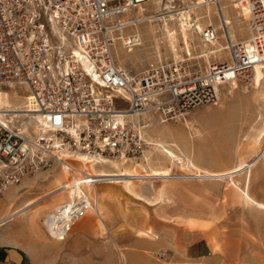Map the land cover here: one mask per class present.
<instances>
[{"label":"rangeland","instance_id":"obj_1","mask_svg":"<svg viewBox=\"0 0 264 264\" xmlns=\"http://www.w3.org/2000/svg\"><path fill=\"white\" fill-rule=\"evenodd\" d=\"M207 1L210 0H153L146 3L140 10L142 22L137 25L138 29L135 26L127 29L128 33L139 32L143 43L131 51L118 43L115 47L118 63L138 72L161 61L189 56L187 50L204 70L213 61L230 60L229 50L225 49V30L232 40L248 37L249 18L237 17L238 9L245 5L241 0H219L225 8L219 7L217 12L220 4L208 5ZM149 17L155 20L150 22ZM177 17L182 19L179 21ZM211 25L218 27L217 42L224 46V50L207 57L208 51H212L211 45L202 41L198 28ZM257 76L255 87L240 82L221 86L219 104L194 109L184 115L186 118L182 116L164 123L157 116L144 119L151 124L146 129V157L140 160L142 167H173L157 146L149 144L157 141H176L185 156H190L198 167L211 171H224L240 162H250L264 150V140L260 145L255 143L264 127V70H258ZM230 87L232 93H229ZM2 89L0 92L9 94V103L1 106L27 105L24 87ZM14 122L34 123L28 118ZM109 167L110 163H107L98 168L119 170L116 166ZM64 170L54 166L36 173L27 177L33 182L21 188L15 198L0 197L3 201L0 211L4 209L2 217L24 202L54 190L58 181L66 184L76 178L77 174L66 175ZM137 170L143 171L141 168ZM172 171L194 174L186 166L176 164ZM234 178L244 187L246 173ZM122 184H98L90 191L85 188L92 206L98 199L99 212L88 209L64 238L61 237L63 232L51 236L43 227V221L51 218L59 206L55 197L40 201L27 214L29 222L27 216H15L13 221L0 226V251L5 254L11 248L6 241L13 239L19 246L28 248L32 257L31 261L24 255L21 264H42L39 258L43 250L48 258L47 264H84L80 261L84 256L85 264H264V210L247 203L231 177L188 176L181 180H154L157 191L166 190V195L159 200L149 184L136 182V187L148 196L147 200L134 196ZM249 190L264 203V157L253 169ZM41 209L46 210L45 216L35 218L37 210ZM73 233L82 234V238L79 240L78 236L71 242ZM145 235L151 239H142ZM120 248L131 250L122 252ZM55 252L63 255V259L56 263ZM66 252H72L69 261L64 260ZM3 253L0 264H16L8 261Z\"/></svg>","mask_w":264,"mask_h":264},{"label":"built area","instance_id":"obj_2","mask_svg":"<svg viewBox=\"0 0 264 264\" xmlns=\"http://www.w3.org/2000/svg\"><path fill=\"white\" fill-rule=\"evenodd\" d=\"M149 1L0 0V89L24 87L26 112L40 117L37 127L0 120V197L54 166L93 186L187 177L144 171L95 178L81 165L140 161L151 124L144 119L157 116L164 123L217 104L220 87L230 80L253 86L256 65L264 62V0H241L249 35L232 40L225 30L230 60L204 70L187 50L189 56L134 72L118 63L115 47L131 51L142 44V35L127 29L142 22L140 10ZM201 38L218 41V27H205ZM89 206L88 198L63 203L69 222L58 233L65 236Z\"/></svg>","mask_w":264,"mask_h":264},{"label":"bare ground","instance_id":"obj_3","mask_svg":"<svg viewBox=\"0 0 264 264\" xmlns=\"http://www.w3.org/2000/svg\"><path fill=\"white\" fill-rule=\"evenodd\" d=\"M150 1H153V0H150ZM218 1L219 0H210V1H207V4L208 5H211L212 3H216L217 4V3H219ZM236 4H232V6H234ZM216 7H217V5H216ZM219 7L225 8L224 6H222L220 4V6L217 7V12H219V10H218ZM163 16L164 15H162L161 17H163ZM170 16H174V15L173 14H170ZM237 17L238 18H242L243 20L247 19V17H248V10H247V7L246 6H240V8L237 11ZM178 18H179V21H180V19H182L181 17H177L176 19H178ZM148 19H150V22L153 21V20H155V18H152V17H149ZM135 27H137V26H135ZM137 29H138V27H137ZM198 30L201 32L203 30V27L202 26H199ZM207 44H209V43H207ZM212 44H210L211 45L210 48H211L212 51H208V54H206L207 57L210 56L209 54L216 53L218 51L224 50V46L218 44L217 41H215ZM207 46L209 47V45H207ZM225 49H227V47ZM202 56H205V55L203 54ZM260 69H263L264 70V62L258 63L256 65V70H255V83L253 85L254 87L256 85V77H258L257 76V72H258V70L260 71ZM257 80H258V78H257ZM227 84H230L231 86H233V85H236L237 82L235 80H230V81H227L226 84H224L223 86H226ZM231 89H233V88L230 87L229 93H232L231 92ZM1 90H4V89H0V91ZM220 91H221V88H220ZM14 93L16 94L17 92H14ZM8 96H9V94L7 92H0V108H1L0 109V120L1 121H3V122L10 121V122H13L14 123V121H16V120L18 121V119L20 120V118L21 119L22 118H26V119L28 118V119L32 120L35 123V120L37 121V119L40 118L39 116H37V118H35L34 117L35 115L33 113H27L26 110H24V108L27 107V105L26 106H24V105H21V106L20 105H18V106H11V104H10V106H7V105L6 106H4V105L1 106L4 103L5 104H8L9 103L8 102V98H9ZM10 110L12 112H6V111H10ZM184 118H186V117L184 116ZM185 124H188L189 125V121H186L185 120ZM34 125L36 127L38 126V124H36V123ZM195 131H196V129H195ZM179 139H180V136H179ZM263 140H264V127L260 131L258 137L256 138L255 143L257 145H260ZM149 144L150 145H153V146H157L158 147V150H160V152H162L164 155H166V157L168 158V161L170 162L171 166H173V167L172 168H170V167H161V168H154L153 167L152 168V166H151V168L149 167L150 169H147L144 166L142 167V164H140V161L133 162V163H126L125 161L111 159V160H101V161H104V162L108 161L107 163H110L109 169H111V167L113 168L114 166H116V167L119 168V170L116 169V171L115 170L114 171H104V170H102L103 168H100L99 169L98 167H96L95 164L87 165L86 163H84L83 165H81V168H87V169H89L88 171H89L90 175L96 176L95 178H102V177L110 176V175H130V174H135V173H144V171H145V173H147L148 175H151V176H165V175H170L171 174V171L174 168V165L175 164H176V166L181 165V167L186 166L188 170H190L192 173H194V174H188L187 177L188 176H191V177H194V178L195 177L196 178L205 177V176L206 177L207 176L208 177H217V178L218 177H225V176L231 177V181H232L233 185L241 191V194L244 197V199L246 200V202L249 203V204L256 205L258 208L264 210V204H262L260 202H257L255 200V198L250 193L249 187L247 189H244V188L241 189L239 187L238 182L234 178V176L239 175V174H242L244 172V170L245 171L246 170L252 171V169H254V167L264 157V150L260 151V153H257L255 155V157L253 159H251L250 162H243V163L240 162L241 164H239L238 166H235V167H233L231 169L224 170V171H211V170H207V169H203V168L198 167L199 165L198 164L196 165L190 159V156L189 157L185 156L184 155L185 153L181 151V149L179 148V145L176 143V141L171 142V143H169V142H163V141H157L156 144H153L152 142H150ZM182 156H184L185 159H183ZM145 157H146V154L143 157V159ZM137 168H141L143 171L140 172V171L137 170ZM64 171H65L66 175L67 174H71L73 176H76V174H77L76 178L78 180L76 178H74L72 181H68L66 184L62 183V181H58L57 182L58 185H57V187L54 190L49 191V192L45 193L44 195H40V196H38V197H36L34 199H31V200H28V201L24 202L20 207H18L16 209H13V211L10 214H8V215L0 218V226H4L7 223L13 221L12 218L15 217V216H27V214L29 212L33 211L32 210V207L33 206H35L40 201L45 200L46 198H48L50 196L51 197L54 196L55 199H56V201L58 202L59 206L56 209V213L53 215V218H49V219H46L45 221H43V227L52 236H56L58 234V231L61 230L60 228H62L63 225L66 224L65 222H69V221H66L68 219V217H69V215L67 214V210L65 208L63 210L61 209L62 204L65 203V202H67L66 200H68V201L71 200V199L74 200L75 198L76 199H80V200L81 199H87L88 197H87V195L85 194V191H84L85 188L90 191L91 188L96 189V187L99 186L100 184H109V183H100L99 185L93 186V185H90V184L81 183V177L78 178V173H70L66 169ZM73 176H72V178H73ZM121 178L122 177H116L115 179H119L120 180ZM123 180H124V182H123L122 185H123V187L128 192H131L134 196H136L138 198H145L146 199L147 195H145L144 193H142L143 191H141L140 189H138L136 187V182L135 181H132L129 178H123ZM163 180H167V178H163ZM139 183H141V182H139ZM144 184H149V188L152 189V191L157 195V198L156 199L159 200V199H161V198L164 197V194H165V191L166 190L159 189L157 191V189H155V186H154V180H150V181L144 182ZM65 191H67L66 197L64 196L65 195ZM8 192L5 195L9 196V199L10 200L13 197L14 198L16 197L15 196L16 193H13L12 194L11 192H9V193ZM104 197L105 196H103V198ZM97 198H98V196L96 197V199ZM88 201H89V198H88ZM155 201H157V200H155ZM95 203H97L96 204L97 205L96 207L95 206H92V203L90 202L89 210H92V211L98 213L99 212L98 211V199L96 200ZM61 237L64 238V235H62ZM143 237L144 238L151 239L147 235H145ZM6 243L11 244V245H15V246H19V243L17 241L13 240V239H8L6 241ZM119 250L122 251V252L123 251L125 252V251H130L131 249H129V248H120Z\"/></svg>","mask_w":264,"mask_h":264},{"label":"crops","instance_id":"obj_4","mask_svg":"<svg viewBox=\"0 0 264 264\" xmlns=\"http://www.w3.org/2000/svg\"><path fill=\"white\" fill-rule=\"evenodd\" d=\"M263 159V158H262ZM262 159H261V161H262ZM240 164V163H239ZM239 164H237L236 166H238ZM259 164V163H258ZM257 164V165H258ZM256 165V166H257ZM255 166V167H256ZM254 167V168H255ZM142 170V169H141ZM247 172V173H246ZM252 172H253V169H252V171H250V170H244V172L243 173H246V182H245V185H244V187H241L240 186V183L238 182V184H239V187L241 188V189H247L248 187H250V181H251V176H252ZM251 173V174H250ZM250 174V175H249ZM249 177V178H248ZM33 182V179L32 178H26L23 182H22V184H20V185H18V186H14V187H12L10 190H9V192H11L12 194L13 193H17L21 188H23V187H26V186H29V184H31ZM248 182V183H247ZM247 186V187H246ZM18 189V190H17ZM8 192V193H9ZM104 193V192H103ZM143 193V192H142ZM106 195V194H105ZM148 197V196H147ZM254 197V196H253ZM255 198V197H254ZM5 199H7V200H9V196H5ZM255 200L257 201V202H260V203H262V204H264L263 202H261V201H258L256 198H255ZM3 201H0V204L2 203ZM45 209H41V210H37V215L35 216V218L37 217V219H42L44 216H45ZM2 212H4V209H2L1 211H0V218H2V216H3V213ZM107 213V211H104V214H106ZM27 220H28V222H29V219H28V216H27ZM31 230H33L34 231V229H32L31 228ZM52 236V235H51ZM78 236H79V240L82 238V234H80V233H73L72 235H71V242H73V241H76L77 239H78ZM142 239H146V238H142ZM59 241V240H58ZM57 241V239H56V242H58ZM212 244H213V242H212ZM8 246H11V248L10 249H8L7 251H6V253L4 254L3 252H1L0 251V256H1V254L3 253L4 255V257L8 260V261H10V262H14V263H16V264H21L22 263V261H23V257H24V255L25 256H28L29 258H30V260L32 261V257L30 256V254L28 253V248H25V247H22V246H15V245H9L8 244ZM42 250V249H41ZM46 252L43 250V251H41L40 252V258L39 259H41V262H42V264H47L46 262H47V257H46V254H45ZM71 255H72V252H66L65 253V257H64V260H67V261H69V260H71ZM70 256V257H69ZM69 258V259H68ZM63 259V255L62 254H58V252H55V255H54V262L56 263V262H58V260H62ZM49 261V260H48ZM80 261H82L84 264H85V262L87 261L86 260V257L84 256L82 259H80Z\"/></svg>","mask_w":264,"mask_h":264}]
</instances>
